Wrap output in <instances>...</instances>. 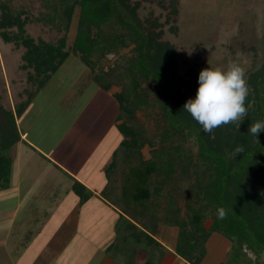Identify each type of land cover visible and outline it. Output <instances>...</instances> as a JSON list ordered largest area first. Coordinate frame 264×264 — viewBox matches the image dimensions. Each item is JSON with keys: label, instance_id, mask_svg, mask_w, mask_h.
Returning a JSON list of instances; mask_svg holds the SVG:
<instances>
[{"label": "rangeland", "instance_id": "obj_1", "mask_svg": "<svg viewBox=\"0 0 264 264\" xmlns=\"http://www.w3.org/2000/svg\"><path fill=\"white\" fill-rule=\"evenodd\" d=\"M136 1L140 2L138 12L141 18L151 15L163 23L160 39L176 47L175 65L182 77L190 68L197 66L201 70L207 67L208 61L213 67H226L230 61H236L245 73L258 69L264 63V0H178L179 13L175 17L170 16L169 8L163 7L164 0H131V3ZM71 3L72 0H0V16L5 6L10 14L20 17L19 23H23L22 29L16 24L0 28V108L15 112L18 104L26 103L24 112L34 109L37 121L29 129V138L47 150L53 146L58 148L54 152L57 154L70 140L68 137L58 144L67 128L72 130V134L79 133L77 136L94 131V141H106V128L101 124L114 117V111L106 108L99 120L97 111L89 114V109L86 114H80L81 109L87 106H99L97 90L103 92L102 104L112 103L111 107L117 109L114 129L122 138V129L130 134L127 136L130 144H120L110 157L108 173L114 186L110 194L112 201L123 213L113 215L109 229L93 238L90 234L79 233L81 238L77 239L73 234L78 230L77 222L90 230L94 222L105 217L109 208L99 202L95 214L90 215L86 211L77 218L72 202L65 204L63 199L45 218V224L37 228L33 237L39 243H33L34 251L29 254L28 248L23 251L21 247V237L16 233L13 237L9 233L11 227H8L6 218H9L8 212L15 208L16 202L4 201L2 197L6 199L7 194L5 189H0V264H8L6 243L12 241L19 243V250L15 248L17 251L11 253L15 261L16 256L18 259L21 257L16 264H81L85 249L79 254L78 242H86V247L88 243L86 256L90 252L95 255L99 251L96 247L104 242L102 250L120 264H177V248L185 249L187 245L186 237L180 239L181 228L175 221L189 224L193 213L200 209L205 212V227L209 228L216 213L208 202L214 168L199 158L195 136L170 125L163 108L162 86L152 77H143L134 67L132 62L136 61L138 39L132 33L122 30L112 20L104 26L106 34H125V41L116 46L102 45L103 49L94 52L93 67L83 62L80 53L74 51L81 9L79 5L70 8ZM91 36L99 39L97 28L93 29ZM23 37L31 38L37 44H48L55 55L67 53L66 58L62 62L61 57L50 61L44 58L48 60L43 68L42 61L38 65L29 54ZM251 89L249 86L248 93ZM62 98L67 101H61ZM249 108H252L251 101ZM15 120L16 124L21 123L20 116L15 115ZM95 120L97 122L90 127ZM20 126L17 125L18 131L23 130ZM21 130L19 139L8 150L12 161H16L15 155L22 140ZM117 131L108 134L111 144L115 134L118 135ZM76 149L82 156L87 146ZM154 158H160L162 163L158 172L150 177L151 197L144 204L134 200L126 202V187L133 192L132 186L126 182L130 168ZM34 162L33 158L26 162L30 163L27 166H35L31 174L28 171L23 173L26 182L31 175H37L43 186L49 187L65 178L64 174L56 175L55 170L40 168ZM90 211H94L92 207ZM44 212L45 209L40 215ZM25 213L20 217L24 218ZM138 224L155 234L158 232L157 240L144 233ZM187 228L191 229V226ZM23 229L26 228L15 224L13 232L25 237L28 235L26 232H19ZM214 232L211 231L201 241L194 255L211 247L217 257H222L219 264H256L261 260L247 245L240 246L235 238ZM94 249L95 254L92 252ZM64 255L68 256L67 261H64Z\"/></svg>", "mask_w": 264, "mask_h": 264}, {"label": "trees", "instance_id": "obj_2", "mask_svg": "<svg viewBox=\"0 0 264 264\" xmlns=\"http://www.w3.org/2000/svg\"><path fill=\"white\" fill-rule=\"evenodd\" d=\"M75 5L80 6L81 14L74 51L80 53L83 62L93 67V55L96 50L103 49V46H116L125 41V34H106L104 26L112 20H115L122 30L132 33L138 39L135 48L136 61L132 62L134 67L139 69L143 77H152L162 86L163 108L170 125L195 136L199 158L214 168L208 196L209 204L216 211L211 225L209 228L205 227V212L200 209L193 213L189 224L175 221L181 228L180 239L186 237L187 245L185 249L177 248V253L190 263L198 264L204 251L194 255V250L201 246V241L211 231H218L231 239L235 238L240 246L247 245L261 258L256 264H264V131H261L258 137L248 133L251 122L264 121V63L258 69L245 73L247 85L252 87L245 100L246 115L240 120L213 129L212 137V133L204 132L191 115L182 109L187 98L195 95L200 69L196 66L190 68L185 77L178 75L175 65L176 47L160 39L164 25L159 22L158 17L150 15L141 18L138 12L139 1L131 3V0H72L69 7L73 8ZM163 7L170 9V16L175 17L179 13L178 0H164ZM19 19L18 15L13 16L3 6L0 28L2 25L16 24L22 29L23 23H19ZM94 28H97L99 39L91 36ZM22 39L34 61L38 65L42 61L43 68L48 60L44 58H49L50 61L54 57H61L60 62L66 58L67 53H51L53 48L46 43L37 44L28 37ZM250 101L252 108H249ZM25 105L26 103L18 104L15 112L0 108L1 189L6 188L11 180L12 160L8 150L11 144L19 139L15 115L21 116ZM122 132L124 136L121 145L130 144L127 140L130 134L125 132V129H122ZM237 146L242 147L243 151L235 153ZM161 163L160 158H154L130 168L126 182L132 186L133 192H129L130 188L126 187V202L134 200L144 204L151 197L150 177L158 172ZM218 208L225 210L223 219L217 217ZM188 225L191 229L187 228Z\"/></svg>", "mask_w": 264, "mask_h": 264}, {"label": "crops", "instance_id": "obj_3", "mask_svg": "<svg viewBox=\"0 0 264 264\" xmlns=\"http://www.w3.org/2000/svg\"><path fill=\"white\" fill-rule=\"evenodd\" d=\"M97 93H99V98H97L99 106L92 108L91 106H87L86 108L81 109L80 114H86L89 109L90 110L87 112L89 114L97 111L99 113V115L97 113V120H99L101 118V112L103 110H107L106 108H108V110L114 111V117H111V119L108 118L106 120V123L101 124L106 128L105 133H107L105 135L106 138H104L103 136L101 138H104L106 141H94L96 140V134H93L95 133L94 131H87L82 135L77 136L79 135V133L77 135L72 134V130L70 128H67L61 136L58 144H61L60 142L63 143L65 138L69 137L70 140L68 144L63 147V150L61 152L54 154V152H56L58 148H54L53 146L51 149L47 150L43 145H41V143L29 138V129L37 121L35 117L37 113L35 112V110L28 109L25 112L23 111L21 114L22 116H20V124L22 125L20 127L23 128V130L20 129L22 140L19 142V146L17 148V155H15L16 161H12V176L10 183L6 188H3L5 189V193L7 194L6 199L5 197H2V199H4V201L7 200L16 202L15 208L12 211L8 212L7 216L9 218H6V221L7 223H9L7 224L8 227H11V231L9 233L13 237L15 233L19 237H21V247H23V251H26V249L28 248L29 254H32L30 253V251H34L33 243H35V241L39 243L38 239L33 237L37 231V228L42 224H45V218L49 216L52 211H54L53 209L57 207L58 202H62L63 199L64 201H66L65 204H69V202H72L71 204H73L72 206L75 209L76 214H78L77 218H79L80 213L86 211H89L90 215L95 214L97 211V207L100 206L98 204L99 202L105 203L109 208L108 212H106L105 217H102L100 222H94V226L90 230H87L85 228V225L81 227V223L77 222L78 230L73 231V234H76L77 239L81 238V236H79V233L90 234V237L93 238L95 234H99L103 232L104 229L108 228V225H110L109 223L113 222V215H115L116 212L117 214L118 212L123 213L121 208H119L117 204L115 205V201H112L113 199L111 198L110 194L112 193V187L114 186L112 185L110 175L108 174L110 169L109 166L111 163L110 157L112 156L117 146L121 144V141L123 139L122 136H119L120 132L117 131V129H114V120L117 115V109L115 106L111 107L112 103H109V105L107 106L102 104L103 92L97 90ZM61 101H67V99L62 98ZM97 120H95L90 127H92L94 123L97 122ZM20 124L17 125L19 126ZM114 131H117L118 135L116 136L115 134L113 144H111V140L109 141L110 136L108 134L110 132L113 134ZM116 142L118 144L115 145ZM80 146H87V149L83 151L82 156H80V154L82 153L77 152L78 149H76ZM32 158L35 160L34 163L36 166H40V168L44 167L55 170L56 175L64 174L65 178L60 179L59 183L52 184L49 187H44L42 180H39L37 178V175L34 177L31 175V177H28V180L26 182L23 173H25V171H28V173L31 174L30 172H34L33 170H35V166H27L30 163L26 164L27 160ZM21 168L23 169V172L21 171ZM22 202L26 204L23 205ZM42 202H44V204H42ZM91 207L94 210L92 212L90 211ZM44 209L45 212L43 213V215H40V212ZM25 211L27 212V214L25 213ZM22 213H25L24 218L20 217ZM30 217H32L31 221ZM40 217H43V219ZM15 224H17L18 227H25L26 229H23L19 232H26L28 235L22 237V235H19L18 232H13ZM95 225L97 226L95 227ZM28 226L29 228L27 229ZM138 226L144 233L150 235L151 237H154L155 240H157L156 234H158V232L155 234L142 225L138 224ZM214 233L218 232L216 231ZM72 238H74V236H72ZM218 242L220 243V240H218ZM85 243L86 242H78L77 244L79 254L80 251L85 249L81 264H87L88 262H92L91 264H120L116 262L115 259L109 255V253L102 250L104 242L96 247V249H98L99 251H96L95 249L94 251H92L94 254L96 251V254H99V256H95L96 254L93 255L91 252L89 256H86L88 243L87 247ZM224 243L227 244V242ZM11 244H13L12 247H10ZM18 244L19 243H15L13 241L12 243H6V249L8 250V257L6 256V258L9 259V261L7 262L8 264H16V262L21 260V257L20 259H18V256H16L17 258L15 261L11 256V253L19 250ZM84 244L85 246H83ZM92 244L89 245L92 246ZM168 245L169 244L167 243V246ZM168 247L173 250L170 245ZM15 248L17 250L14 251ZM204 252L198 264H219L220 260L222 259V257H217V254L212 252L211 247H208L206 251L204 250ZM177 256H179V258L176 257L177 261H179V263L177 262V264H192L185 258L181 257V255ZM64 257L66 258H64V261H67L68 256L64 255ZM78 264L80 263L78 262Z\"/></svg>", "mask_w": 264, "mask_h": 264}, {"label": "clouds", "instance_id": "obj_4", "mask_svg": "<svg viewBox=\"0 0 264 264\" xmlns=\"http://www.w3.org/2000/svg\"><path fill=\"white\" fill-rule=\"evenodd\" d=\"M247 95L245 70L239 62L230 61L226 67H213L208 61L207 67L199 71L195 95L187 98L182 109L191 115L204 132L212 133L213 129L246 115ZM261 131H264V121L250 123L248 133L258 137ZM242 151L240 146L235 148V153ZM224 216L225 210L218 208V219Z\"/></svg>", "mask_w": 264, "mask_h": 264}]
</instances>
